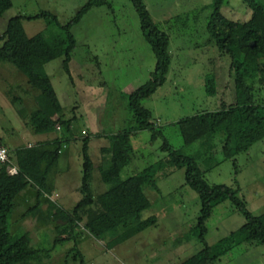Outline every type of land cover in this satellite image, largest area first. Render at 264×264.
I'll return each instance as SVG.
<instances>
[{
  "label": "rangeland",
  "instance_id": "rangeland-1",
  "mask_svg": "<svg viewBox=\"0 0 264 264\" xmlns=\"http://www.w3.org/2000/svg\"><path fill=\"white\" fill-rule=\"evenodd\" d=\"M88 1L13 0V6L0 18V36L7 30L9 20L19 14L32 16L46 11L55 14L62 25L67 24ZM212 2L145 0L160 29L170 36L172 64L167 80L143 101L162 128L164 137L153 140L150 130H142L132 136L134 154L121 173L123 179L168 154L162 149L163 138L182 153L195 155L201 142L185 145L180 128L174 123L235 103L237 93L231 75V58L228 54H221L210 40L208 25L213 11ZM222 12L235 21H247L252 15L243 0H228ZM54 30H59V26L50 24L43 17L23 18L16 23L11 41H22L39 32L49 35ZM70 31L76 45L67 68L65 56L46 64L64 107V117H76L72 123L74 137L66 142L56 167L57 186L64 194V205L68 209L82 198L83 137L91 136L89 153L96 164L100 160H108L110 154L101 153V148L109 144L106 136L129 126L128 95L151 79L157 63L131 0H110V4L91 8ZM211 76L216 78L218 89L214 95H209L206 90L207 78ZM36 106L35 93L25 75L12 64L1 62L0 137L18 147L33 145L44 137L58 134L56 131L34 133L27 120L23 119L24 112H18L20 108L30 111ZM97 133L100 134L97 136ZM215 155L220 163L205 172L208 181L232 187L252 213L264 214V138L231 158L225 156L222 145L218 144ZM199 163L205 171L208 163L203 157ZM92 186L96 192L109 187L101 181L97 169ZM154 187L146 189L152 205L143 217L155 215L157 222L129 240L95 239L83 231L77 242L66 241L54 248V227L42 228L34 217H23L22 213L28 209L23 202H19L15 210L10 230L20 232L26 229L30 231L35 247L51 250V257L45 258L42 264H80L79 260L67 256L76 245L83 253L84 264H179L204 247L193 233L201 211V199L187 184L184 168L164 165L155 176ZM28 192L35 194L30 200L35 201V205L37 193L32 187H27L20 197ZM58 194L51 196L60 200ZM245 221V216L230 200L224 201L215 207L207 220V243H217L239 229ZM216 264H264V244L243 243L222 256Z\"/></svg>",
  "mask_w": 264,
  "mask_h": 264
},
{
  "label": "trees",
  "instance_id": "trees-1",
  "mask_svg": "<svg viewBox=\"0 0 264 264\" xmlns=\"http://www.w3.org/2000/svg\"><path fill=\"white\" fill-rule=\"evenodd\" d=\"M131 1L141 20V29L154 51L156 67L151 79L128 95L129 126L106 136L109 144L101 148V153L110 154L108 160H100L96 164L89 153L91 136L83 137L82 198L72 209L64 207L50 195L57 189L59 178L56 167L63 147L74 137L72 123L76 117H64V107L46 64L65 56L67 68L71 51L76 45L71 27L79 23L91 8L110 4V0H89L64 25L59 23L55 14L46 11L32 16L19 14L9 20L7 30L0 36V63L8 62L22 72L35 93L36 108L29 111L23 107L18 112H24L23 119L27 120V125L34 133L56 131L59 134L48 141L18 147L0 137V146L8 149L10 159L0 167V264H42L45 258L51 257V250L32 244L30 231L10 230L20 195L27 187L37 192L38 203L28 207L23 217H34L42 228L52 225L56 234L54 248L66 241L77 242L83 236V231L95 239L112 238L121 242L133 238L157 222L155 215L143 217V213L152 205L146 189L155 188V176L164 165L184 168L187 184L201 199V211L193 233L195 238L204 243V247L179 264H216L222 256L243 243L264 244V214L252 213L245 200L232 187L211 184L205 177L206 171L220 163L215 155L218 144L222 145L225 156L231 158L249 150L264 138V0H243L252 11L247 21H235L223 14L222 8L228 0H213L211 4L213 11L208 25L210 40L217 45L221 54H228L231 58V75L237 96L235 103L223 105L215 111L200 112L174 123L180 128L185 145L192 146L200 141V150L195 155L185 154L163 138L162 149L168 154L144 170L123 179L121 173L134 154L132 136L139 131L150 130L153 140L164 137L162 128L143 101L166 82L172 64L170 36L160 29L145 0ZM12 6L13 0H0V18ZM42 17L50 24L58 25L59 30L49 35L39 32L22 41H11L19 20ZM206 90L209 95L218 92L214 76L207 78ZM14 98L21 100L19 96ZM58 126L61 130H58ZM202 157L208 163L205 171L199 163ZM9 165L17 166L18 173L10 174ZM96 169L101 181L109 186L105 191L96 192L92 186ZM42 198L49 204L47 208H43ZM226 200L236 206L246 221L236 231L209 245L205 239L207 220L215 207ZM77 246L71 248L67 256L84 264L83 253Z\"/></svg>",
  "mask_w": 264,
  "mask_h": 264
},
{
  "label": "crops",
  "instance_id": "crops-1",
  "mask_svg": "<svg viewBox=\"0 0 264 264\" xmlns=\"http://www.w3.org/2000/svg\"><path fill=\"white\" fill-rule=\"evenodd\" d=\"M35 102H36V100H35ZM59 135V134H58ZM56 135H53V137H50V136H48V137H44V139L43 140H38V141H48V140H50V139H52V138H54ZM38 141H35V142H38ZM34 142V143H35ZM28 145H30V143L28 144ZM107 155V154H106ZM61 189V188H60ZM60 189H58V186H57V189H55V192H54V194H58V196H59V199L60 200H57V199H55V200H57L61 205H63L64 207H65V205H64V199H65V197H64V194L62 193V191L60 190ZM61 191V193H60V191ZM35 191V190H34ZM29 193V192H28ZM35 193H37L36 191H35ZM37 197H38V195H36ZM32 197H35V194H32V193H29V194H26V195H23L22 197H20L21 198V200H20V198H19V202H23V204H25L27 207H30V206H32V205H34L33 203L35 202V201H30L31 200V198ZM50 197L52 198V196L50 195ZM37 199V198H36ZM37 202L35 203V204H37L38 203V199L36 200ZM66 201H67V199H66ZM42 206H43V208H47L48 207V203H46L45 202V200L42 198ZM17 213H19V212H17ZM23 214V213H22ZM21 214V215H22ZM23 216V215H22ZM14 221H16V220H14Z\"/></svg>",
  "mask_w": 264,
  "mask_h": 264
},
{
  "label": "built area",
  "instance_id": "built-area-1",
  "mask_svg": "<svg viewBox=\"0 0 264 264\" xmlns=\"http://www.w3.org/2000/svg\"><path fill=\"white\" fill-rule=\"evenodd\" d=\"M58 130H61L60 126H58ZM84 133H86V131H84ZM9 161L10 159H9L8 149L5 146H0V167L3 164L8 163ZM8 171L10 174H16L18 173V167L15 165H9Z\"/></svg>",
  "mask_w": 264,
  "mask_h": 264
}]
</instances>
